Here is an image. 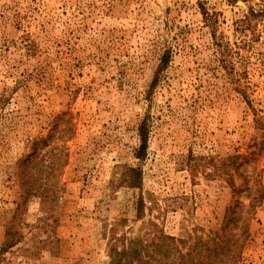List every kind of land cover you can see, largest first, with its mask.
<instances>
[{"label":"rangeland","instance_id":"obj_1","mask_svg":"<svg viewBox=\"0 0 264 264\" xmlns=\"http://www.w3.org/2000/svg\"><path fill=\"white\" fill-rule=\"evenodd\" d=\"M263 8L0 0V264H112L109 229L150 223L210 246L227 218L229 264H264Z\"/></svg>","mask_w":264,"mask_h":264},{"label":"trees","instance_id":"obj_2","mask_svg":"<svg viewBox=\"0 0 264 264\" xmlns=\"http://www.w3.org/2000/svg\"><path fill=\"white\" fill-rule=\"evenodd\" d=\"M227 1L236 3L238 0ZM257 12L263 15L264 8ZM213 39L216 41L215 55L217 60L226 59L228 50L222 40H218L215 34H213ZM164 62L166 63L167 59H164ZM138 135L140 144L137 155L141 153L140 150L144 147L147 136V126L144 121L138 127ZM34 144L33 142L31 145V151L19 161L18 168L20 172L32 168L35 164ZM127 182L133 183L130 180H127ZM136 211H139L138 205ZM226 222L225 225L213 233L210 238V246L207 241L198 240L199 243L190 244L184 251L180 245L184 241L167 235L156 223H150V227L146 231L134 236H126L125 233L117 235L114 228L111 227L107 239V255L112 264H229L230 260L234 259L237 250L236 244L229 241V238L234 235L231 232V226H228L230 219L227 218ZM11 243L12 240L7 241L6 246ZM225 251L229 254L228 257L223 254Z\"/></svg>","mask_w":264,"mask_h":264}]
</instances>
